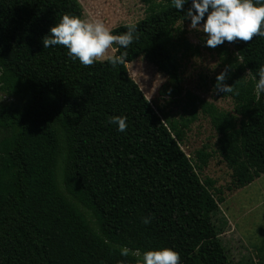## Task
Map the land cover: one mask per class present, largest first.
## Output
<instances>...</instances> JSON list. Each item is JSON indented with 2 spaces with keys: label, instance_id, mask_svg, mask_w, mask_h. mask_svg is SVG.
I'll return each mask as SVG.
<instances>
[{
  "label": "trees",
  "instance_id": "1",
  "mask_svg": "<svg viewBox=\"0 0 264 264\" xmlns=\"http://www.w3.org/2000/svg\"><path fill=\"white\" fill-rule=\"evenodd\" d=\"M141 1L146 17L111 32L135 25L139 34L126 50L113 44L115 55L126 51V63L113 68L43 47L63 14L84 18L79 0H0V94L14 101L0 104V187L12 190L0 199V264H136L161 247L179 252L180 264H232L216 223L225 193L200 178L213 154L203 147L190 159L180 146L201 111L231 171L228 191L264 175V93L254 91L264 38L216 46L233 88L218 92L233 112L187 93L189 117L174 121L158 114L127 64L143 58L155 66L169 80L161 95L177 100L174 38L189 21L190 0L183 10L171 0ZM113 116L127 117L124 132Z\"/></svg>",
  "mask_w": 264,
  "mask_h": 264
},
{
  "label": "rangeland",
  "instance_id": "2",
  "mask_svg": "<svg viewBox=\"0 0 264 264\" xmlns=\"http://www.w3.org/2000/svg\"><path fill=\"white\" fill-rule=\"evenodd\" d=\"M84 9V18L101 20L110 32L123 25L134 24L146 17V7L141 0H79ZM206 34L190 28V21L176 26L174 44L180 53L181 95L174 100L170 96H162L161 91L169 84L168 78L155 66L143 58L127 64L129 76L138 84L146 98L161 116L167 115L174 121L181 122L182 117H189L185 111L186 94L190 93L220 110L233 112L231 99L223 98L215 89L216 77L225 72L218 48L206 47ZM192 46L186 49L183 42ZM112 45L105 53L115 55ZM197 49V52L195 51ZM14 102L0 94V104ZM218 136L214 131L210 118L198 112L197 120L185 130L181 149L188 158L193 159L196 151L207 147L213 154L208 167L200 174L201 180L210 178L216 187L225 193V201L219 208L216 223L220 229V240L225 247L232 264H264V175L253 184L233 191L231 187V171L217 152ZM12 190L0 187V199L4 200Z\"/></svg>",
  "mask_w": 264,
  "mask_h": 264
},
{
  "label": "clouds",
  "instance_id": "3",
  "mask_svg": "<svg viewBox=\"0 0 264 264\" xmlns=\"http://www.w3.org/2000/svg\"><path fill=\"white\" fill-rule=\"evenodd\" d=\"M189 0H171L175 10H183ZM185 19L190 21V28L205 35L206 47L215 48L225 41H251L253 37L264 38V0H190V7L184 11ZM139 39L135 25L127 26L120 34H112L101 20H88L81 16L65 13L48 34L42 38L44 48L63 46L66 55L72 61H79L83 66L92 65L105 57L106 51L113 45L127 49L134 40ZM115 52L116 48H112ZM108 64L115 68L126 63V51L119 55H108ZM254 91L257 95L264 93V64L259 65ZM226 70L216 77L215 89L231 93L232 86L224 83ZM127 117L113 116L110 123L116 125L118 132L127 128ZM148 224L149 217L142 218ZM120 255L130 253L127 246L120 248ZM136 264H180V254L171 247L146 250L140 254Z\"/></svg>",
  "mask_w": 264,
  "mask_h": 264
}]
</instances>
